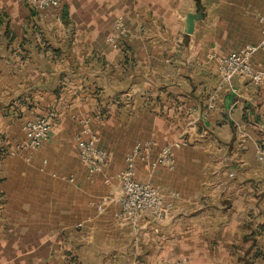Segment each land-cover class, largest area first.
Wrapping results in <instances>:
<instances>
[{
	"label": "crops",
	"instance_id": "1",
	"mask_svg": "<svg viewBox=\"0 0 264 264\" xmlns=\"http://www.w3.org/2000/svg\"><path fill=\"white\" fill-rule=\"evenodd\" d=\"M260 14L264 0H0V264H264V86L227 83L216 62L259 42ZM251 61L264 70V46ZM38 116L48 138L28 160L10 153ZM86 128L109 154L96 173L78 156ZM148 139L154 155L173 145L175 167L138 161L136 179L171 215L122 222L117 175Z\"/></svg>",
	"mask_w": 264,
	"mask_h": 264
},
{
	"label": "built area",
	"instance_id": "2",
	"mask_svg": "<svg viewBox=\"0 0 264 264\" xmlns=\"http://www.w3.org/2000/svg\"><path fill=\"white\" fill-rule=\"evenodd\" d=\"M28 5L35 10L56 9L60 0H26ZM261 24V38L258 43L246 44L238 51L231 52L225 56L216 57L217 73L224 81L230 83L234 77L247 80L253 87L264 86V70L254 67L251 58L258 48L264 46V14L258 16ZM114 34L107 37V42L116 48L121 44V38L127 35V29L122 17L115 18L113 22ZM208 108H212V98ZM89 118H85L87 123ZM24 138L21 142L11 147L10 153H23L26 160L36 151L44 140L48 138L52 130L51 120L47 116H38L27 119L23 123ZM84 132L89 134L83 137L76 136L78 156L85 165L87 172L96 173L101 171L108 163L109 154L106 150L97 146L98 138L90 133L89 128ZM155 142L152 139L138 141L125 156V165L118 173L117 179L121 190L117 197L119 205L115 217L122 222L136 223L144 213H149L155 220L162 222L171 215V203L165 200L158 189L148 182L136 179V162L142 161L151 170L159 166L173 169L175 160L172 155L173 145H166L154 155ZM174 145H178L175 143ZM255 157L262 163L264 179V148L257 145ZM97 210H103V202L97 205ZM158 264H187L186 259L179 261L161 260Z\"/></svg>",
	"mask_w": 264,
	"mask_h": 264
},
{
	"label": "water",
	"instance_id": "3",
	"mask_svg": "<svg viewBox=\"0 0 264 264\" xmlns=\"http://www.w3.org/2000/svg\"><path fill=\"white\" fill-rule=\"evenodd\" d=\"M200 17H201L200 12H197V13L188 12V13H186L185 19H184V32L187 34L192 33L194 23Z\"/></svg>",
	"mask_w": 264,
	"mask_h": 264
}]
</instances>
